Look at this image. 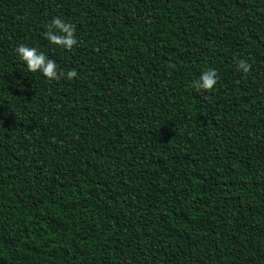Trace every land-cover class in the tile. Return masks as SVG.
Wrapping results in <instances>:
<instances>
[{
	"label": "trees",
	"instance_id": "trees-1",
	"mask_svg": "<svg viewBox=\"0 0 264 264\" xmlns=\"http://www.w3.org/2000/svg\"><path fill=\"white\" fill-rule=\"evenodd\" d=\"M0 264H264V0H0Z\"/></svg>",
	"mask_w": 264,
	"mask_h": 264
},
{
	"label": "clouds",
	"instance_id": "clouds-1",
	"mask_svg": "<svg viewBox=\"0 0 264 264\" xmlns=\"http://www.w3.org/2000/svg\"><path fill=\"white\" fill-rule=\"evenodd\" d=\"M46 39L54 46L63 49H72L78 44L75 29L68 23L59 18L52 20L45 33ZM15 54L23 63L29 73H39L48 80H56L59 75L65 73L57 72V63L49 58L44 52L39 51L36 47H29L25 44H19L15 48ZM238 69L247 73L249 65L247 61L241 59L237 63ZM67 79H72L77 75L75 70L66 72ZM218 82V73L215 69L208 68L202 71L199 78L192 82L193 88L197 91H210L214 89Z\"/></svg>",
	"mask_w": 264,
	"mask_h": 264
}]
</instances>
